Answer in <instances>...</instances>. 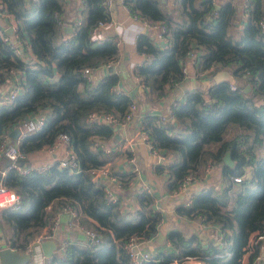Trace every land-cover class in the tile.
I'll return each instance as SVG.
<instances>
[{"label":"trees","instance_id":"obj_1","mask_svg":"<svg viewBox=\"0 0 264 264\" xmlns=\"http://www.w3.org/2000/svg\"><path fill=\"white\" fill-rule=\"evenodd\" d=\"M1 1L18 22L23 54L32 58H20L0 35V86L8 82L10 87L14 83L21 86L11 102L0 106V141L5 131L10 134L29 114H44L45 125L18 141L20 149L27 156L36 154L66 133L77 164L76 171L55 162L45 170L20 173L11 168L6 173L3 181L17 191L20 201L14 208L0 210L5 244L24 252L70 202L76 211L98 222L101 242L71 243L65 251L58 247L46 264H131L125 244L134 236L143 240L154 237L162 214L154 207V194L147 191L138 195L140 209L123 212L121 201L108 196L102 178L93 179L113 151L107 152L105 147H110L116 127L89 122L88 115L106 111L122 119L133 102L130 95L115 90L118 74L111 72L93 82L86 73L120 58L115 36L101 41L91 36L96 24L110 21V10L104 0H81L71 21L73 31L59 44L56 33L65 23L68 0ZM125 3L140 17L167 26L164 46L149 32L137 38L138 51L146 54L145 62L135 68L145 85L142 103L154 106L165 99L185 79L188 58L200 61L203 57L197 48L215 52L204 68H231L237 82L236 89L228 80L207 91L190 89L186 98L173 106L174 119L163 122L157 117L147 128L153 144L174 157L156 166L157 173L168 175L171 191L187 174L198 179L201 170L217 164L220 181L193 193L191 205H180L177 212L218 225L227 243L204 246L197 235L172 230L167 234L172 250L157 253L154 259L158 260L145 264H166L186 256L210 264H241L250 233L264 226V30L260 25L264 7L252 13L241 36L233 39L228 36L238 18L233 0ZM247 85L251 89L245 91ZM227 151H231L233 166L224 161ZM126 175L118 178L128 181ZM237 175L243 176L241 182L233 181ZM255 256L251 254L247 264H252Z\"/></svg>","mask_w":264,"mask_h":264},{"label":"crops","instance_id":"obj_2","mask_svg":"<svg viewBox=\"0 0 264 264\" xmlns=\"http://www.w3.org/2000/svg\"><path fill=\"white\" fill-rule=\"evenodd\" d=\"M215 1L225 2L226 0ZM233 1L238 8V18L229 31L228 36L235 39L241 36L242 29L248 18H246L245 15L246 0ZM169 2L171 3L172 0H169ZM80 3L81 0H68V4L66 5L67 9L63 15L65 23L56 33L57 42L59 44L65 42L70 36L68 33L73 31L71 21L75 18V6ZM261 7H264V0H257L252 5L255 11ZM110 17V22L101 28L100 36L102 40L110 36H115L118 40L120 58L116 62L109 64L114 65L113 73L118 74L119 77L115 90L130 95L132 99L138 103L139 109L134 118L126 126L116 128L115 137L110 139L109 146L113 148V151L105 162L109 169V174L101 177L102 182L107 184L106 186L118 197L121 201L123 212H127L128 214L141 208L138 203L139 194L145 191L154 194V207L162 214V221L159 225L157 234L151 239L142 241L139 244L140 250L148 251L153 255H157V253L163 250L171 251L172 246L167 240V234L172 230H181L187 235H197L204 246H207L209 242H214L215 245L220 246L218 227H216V225L205 223L200 218L193 219L177 212V208L183 205L193 193L202 189H208L210 185L220 181V172L217 164L213 165L212 171H207V167L201 170L202 175L200 178L189 184L183 194L176 196L175 190L171 191L168 188V175L166 173L156 172V166L159 164L158 160L154 154L150 152L140 134L142 127L148 125L150 121H154L157 117L161 119L166 118V120L174 119L170 114L172 105L176 101H183L190 89L207 91L208 88L218 84L215 81V74L219 71H227V74L223 73V77L226 80L230 82L236 81L233 70L228 67L216 68L214 66L210 71H205L203 75H195L194 71L196 67L197 69L200 66L204 68L205 64L214 58L215 53L214 51L204 53L201 49L197 48L196 52L200 55L202 54L203 57L200 61H196L193 56L188 58L186 62L187 75L183 82L176 86L165 99L158 102V105L152 106L149 104L148 106V104L141 102L144 96L145 85L141 82L140 77L135 74V68L144 61L145 57L142 55L143 52L137 49V38L139 34L144 32L148 33V31L145 29L143 22L133 16L125 0H114V4L110 10ZM12 19H15V17L10 16V18H7L0 15V28L7 34H9L7 32L9 27L17 24V20L11 21ZM158 43L164 46L166 41H159ZM26 57L32 58L31 55L26 54L23 60H25ZM105 67L90 71V77L93 82H97L103 76L111 74V72L105 71ZM56 76H58V73H56ZM10 84L11 83L8 82L0 86V90L7 89L10 87ZM232 133L233 130L227 134V137H230ZM130 148L133 150L130 151ZM69 150L68 144H62V146L57 147L55 150H50L46 147L41 151L43 153L48 151L46 153H50V160L45 159V162L38 161V158H44L45 156V154L40 155L42 152H38L30 156L26 155L24 159L20 160V163L22 166L33 167L50 165L62 159H66L69 156ZM172 159H174V157L171 154H167V162L169 163ZM6 163L7 160H1L0 168ZM124 174H127L125 176L126 178L130 177L128 181H120L118 178ZM72 206L73 208L75 207L74 205ZM57 216L59 218V223L53 240L56 241L58 247L65 240L71 243L90 244V239L86 234V230L88 228H95L96 224L93 218L85 215L81 211L74 212L69 209H61ZM3 233L0 223L1 244L4 242ZM49 239H45L43 242ZM13 251L19 252L17 249ZM19 253L23 260L22 264L28 261L31 263L32 257L29 248Z\"/></svg>","mask_w":264,"mask_h":264},{"label":"built area","instance_id":"obj_3","mask_svg":"<svg viewBox=\"0 0 264 264\" xmlns=\"http://www.w3.org/2000/svg\"><path fill=\"white\" fill-rule=\"evenodd\" d=\"M173 1V0H172ZM252 0H246V11L245 15L246 18H249L252 13L255 11L252 8V5L250 6ZM105 5L108 7L109 10H111L112 5L114 4V0H104ZM133 16L136 19H139L143 22L145 29L152 34V36L159 42L166 41L167 42V26L165 23L161 21H152L145 18L140 17L138 14L133 13ZM0 15L4 17L12 16L10 13H8L5 10V6L0 0ZM11 21H15V19H12ZM17 22V21H16ZM81 22V18L77 19V23ZM110 21H100L98 24H96L91 29V36L95 41H101L102 38L100 36L101 28L107 25ZM262 30H264V21L260 23ZM13 28L14 35L11 36L3 29L0 28V35L3 37L5 41H8L11 46L13 47V50L15 53L23 59V57L26 56V54H23V48L22 42H24L20 36H19V25L14 24L11 26ZM107 39V38H106ZM24 55V56H23ZM144 57V61L146 60V54L142 53ZM31 60L30 58L26 57L25 61ZM142 62V63H143ZM140 63V64H142ZM139 64V65H140ZM213 68L211 66L210 68H203V67H196V70L194 71L195 75H203L205 74V71H210ZM184 70L187 75V66L185 64ZM90 69L86 71L88 74V78L90 80ZM234 80V79H233ZM183 82V81H182ZM181 82V83H182ZM179 83V84H181ZM177 84L176 86H178ZM175 86V87H176ZM230 86L232 89H236V81H231ZM174 87V88H175ZM21 86L18 83H14L13 86L8 87L7 89L0 90V106L8 104L11 102L14 97L20 92ZM181 101V100H180ZM180 101H176L172 108L170 109V114L172 118H174V112H173V106H176L179 104ZM139 109L138 103L133 100V102L130 104L126 114L122 117V119H119L116 114L106 111H93L88 115V121L92 123H106L110 124L111 126L120 127V126H126L135 116L136 112ZM166 118H162V121L164 122ZM154 121H150L148 125H145L141 129V138L145 141L148 149L150 152L154 154V156L157 158L158 163H164L167 162V153L164 149H161L159 147H156L153 142L151 141L149 131L147 128L153 123ZM46 123V116L44 114L40 113H31L28 116H26L25 119L21 121V123L16 127L19 130L18 139H14L11 134L8 132H4L3 137L0 141V161L1 160H7V163L0 168V210L8 209V208H14L18 205L20 201V195L17 193V191L9 186H7L4 181L3 177L6 175V173L11 169L15 168L20 173H28L31 170L38 169V170H45L48 166L52 165H41V166H22L20 163L21 159H24L26 157V154L20 149L18 145V141H20L23 137L29 135L30 133L39 131ZM70 143V137L66 133H60L56 140L47 147L50 150H55L57 147L62 146V144H68ZM126 147V146H125ZM70 148V146H69ZM107 152H111V148L106 146L105 147ZM133 149L130 148V151ZM61 167H67L71 171H76V161H75V155L70 148L69 150V156L66 159H62L59 161ZM213 165H210L207 167V171H212ZM109 174V169L105 163L101 164L99 168L96 170L95 175L93 179H98L103 176H107ZM243 179V176L237 175L233 177L234 182H241ZM197 180V176H195L193 173L187 174L183 181L179 184L177 189L174 191L176 196L183 194L189 184ZM106 192L108 196L113 200H118V197L112 193V191L106 186ZM192 201L190 198H188L184 204L185 205H191ZM63 209H69L70 211L76 212V210L73 208V206L68 203ZM58 215V214H57ZM56 215V217L50 222V224L41 231L36 237L33 239L31 244L29 245V251L32 257L30 264H46L47 257L42 249L41 243L45 239H53L56 234V230L59 223V218ZM202 221H204L205 218L199 217ZM96 225H99L98 222L93 219ZM205 222V221H204ZM206 223V222H205ZM213 225V224H212ZM215 225V224H214ZM100 227V226H99ZM218 227V237H219V243L221 245H225L227 243L226 237L224 235V232L221 230V228ZM86 234L90 239V243L99 244L101 242V236L98 232V229L96 228H88L86 230ZM2 241V240H1ZM142 241H146L141 239L138 236L132 237L129 242L125 244V248L129 253L130 256V263L131 264H145L146 262H149L151 260H158L154 259V255L148 251H142L139 249V244ZM71 244L70 241L65 240L60 244V249L65 251L67 246ZM5 247H9L5 244V241L1 244L0 243V264H2V258H1V250ZM245 251L242 256L241 264H247L249 256L251 254L256 253V256L252 262V264H264V226L262 230H255L250 233L248 238V243L245 246ZM166 264H210L203 260L200 257L197 256H186L182 260L175 259L171 262H167Z\"/></svg>","mask_w":264,"mask_h":264},{"label":"water","instance_id":"obj_4","mask_svg":"<svg viewBox=\"0 0 264 264\" xmlns=\"http://www.w3.org/2000/svg\"><path fill=\"white\" fill-rule=\"evenodd\" d=\"M163 1L166 2L167 0H163ZM71 30H72V27H71ZM7 32L11 36L14 35L12 27H9ZM105 71L113 72L114 71V65L106 66ZM223 73L227 74V71H219L218 73L215 74L216 83H220V82L226 80L223 77ZM229 78H230V76H229ZM250 89H251V85H247L245 88V91H248ZM10 134L12 137L17 138L19 135L18 128H15L14 130H12ZM224 161L227 165H230V166L234 165L235 161L232 158L231 151L226 152V154L224 156ZM42 247H43L44 253H45L47 258H50L53 255V253L58 249L57 243L53 239H49V240H46L45 242H43ZM13 250L14 249H12L10 247H5L1 250L2 264H22L23 260L20 257V253L14 252Z\"/></svg>","mask_w":264,"mask_h":264},{"label":"rangeland","instance_id":"obj_5","mask_svg":"<svg viewBox=\"0 0 264 264\" xmlns=\"http://www.w3.org/2000/svg\"><path fill=\"white\" fill-rule=\"evenodd\" d=\"M40 152H42V151H40ZM46 152H48V151H46ZM46 152H42L40 155H44L45 154V156H44V158H38V161H40V162H45L46 160L45 159H47V160H50L51 159V155H50V153H46Z\"/></svg>","mask_w":264,"mask_h":264}]
</instances>
